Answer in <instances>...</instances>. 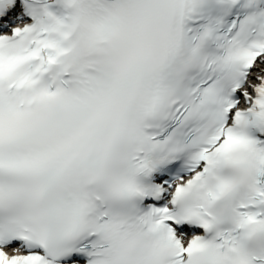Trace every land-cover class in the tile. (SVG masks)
Here are the masks:
<instances>
[{
  "label": "snow or ice",
  "instance_id": "1",
  "mask_svg": "<svg viewBox=\"0 0 264 264\" xmlns=\"http://www.w3.org/2000/svg\"><path fill=\"white\" fill-rule=\"evenodd\" d=\"M0 264H264V0H0Z\"/></svg>",
  "mask_w": 264,
  "mask_h": 264
}]
</instances>
